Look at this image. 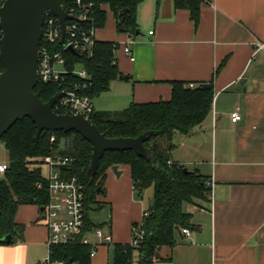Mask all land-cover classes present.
<instances>
[{"label":"crops","instance_id":"obj_1","mask_svg":"<svg viewBox=\"0 0 264 264\" xmlns=\"http://www.w3.org/2000/svg\"><path fill=\"white\" fill-rule=\"evenodd\" d=\"M104 7L107 18L97 40L116 43L120 75L131 77L113 80L92 104L106 97L102 110L115 111L119 104L165 101L173 81L209 83L214 93L207 117L188 134L176 133L169 153L171 162L211 182L207 202L192 204L186 212L196 228L189 235L181 230L177 243L161 247L153 264H264V0H201L197 23L173 0H142L133 62L120 44L131 33L113 31L114 15ZM236 106L242 118L234 123L229 113ZM117 169L119 176L129 172L125 165ZM131 190L132 183L122 189L128 207L121 217L115 214L126 227L109 224L114 244L130 241L131 225L145 211L142 201H130ZM43 211L35 204L18 206L14 220L23 233L14 243L0 244V264H37L46 257ZM89 239L96 241L92 234ZM108 246L113 249L98 247L91 264H108Z\"/></svg>","mask_w":264,"mask_h":264},{"label":"trees","instance_id":"obj_2","mask_svg":"<svg viewBox=\"0 0 264 264\" xmlns=\"http://www.w3.org/2000/svg\"><path fill=\"white\" fill-rule=\"evenodd\" d=\"M142 0H83L92 2L94 24L99 29L106 22L107 6L115 18V29L120 34L138 32L136 24L137 6ZM174 7L190 11L192 20L197 23L201 0H173ZM62 4V0H59ZM127 10L123 22L122 12ZM116 43L97 40L90 57L69 55L71 70L80 63L89 74V86L81 92L94 99L109 89L110 83L120 75L115 63ZM3 66L0 64V73ZM171 97L147 103H131L122 110H94L89 121L107 138L136 137L146 131L154 133L143 142L150 149L153 160H146L132 150L105 151L100 165L90 181H86V171L92 154V144L76 131H55L53 141L48 131L43 129L35 140L36 125L30 118L17 120L1 136L7 151V168L0 176V244H11L21 238L24 226L14 220L19 205L35 204L45 207L49 201L47 183L44 182L40 168H29L30 158L55 154L73 156L74 162L67 169L66 176L76 175L84 184L85 202H94L95 189L106 178V171L113 165L128 166L133 189L140 191L154 186L153 203L143 220V240L139 246L128 243H115L112 249L111 264H153L161 247L172 248L177 234L184 228L195 229L190 213L183 210L185 203L201 204L207 202L209 186L206 179L196 170L183 171L184 166L168 163L176 133L188 134L200 125L211 110L213 89L202 88L201 84L190 88L189 83L173 81ZM65 84L38 82L33 89L39 98L46 102L60 92ZM57 113H63L54 109ZM161 141L164 142L162 145ZM63 144L62 148L60 145ZM42 182L41 188L36 187ZM136 222H133L135 224ZM86 229L94 227L85 215ZM10 236L8 241L3 238ZM90 247L83 244L57 246L53 248L52 260H70L71 264H91Z\"/></svg>","mask_w":264,"mask_h":264},{"label":"built area","instance_id":"obj_3","mask_svg":"<svg viewBox=\"0 0 264 264\" xmlns=\"http://www.w3.org/2000/svg\"><path fill=\"white\" fill-rule=\"evenodd\" d=\"M4 0H0L2 6ZM60 7L71 16L65 19L64 39L61 42L62 30L58 18L50 11L44 12L42 37L38 47L37 62V83H59L65 84L60 92L62 95L53 106V110H60L69 114H81L89 120L90 114L94 111L92 99L81 91L89 86V74L80 64L75 63L71 70L69 55H83L90 57L97 41L98 28L94 24V13L92 2L83 0H62ZM152 34V31L148 32ZM2 29L0 28V39ZM134 34H129L128 38L121 42L124 56L131 62L135 60ZM258 47L263 46L258 43ZM71 49L73 52L69 51ZM190 88L195 85L189 83ZM230 120L234 123L241 120L240 107L236 106L229 113ZM53 141V136L50 137ZM74 157L70 155L51 154L41 158V170L43 180L47 183L49 201L44 207L43 219L47 230L46 246L47 255L37 264H65L63 260H52L53 248L57 246H67L83 244L90 247L89 257L96 255L100 245L114 244L110 233H104L99 228L85 227V187L76 175L66 176L67 169L74 162ZM168 163H171L169 160ZM8 162H0V176L7 168ZM211 182H207L210 186ZM42 182H37L36 187L41 188ZM147 215L143 212L142 218ZM182 232L189 235V229H182ZM92 234L96 241H91L89 235ZM130 241L132 247L139 246L143 240V220L131 225Z\"/></svg>","mask_w":264,"mask_h":264},{"label":"water","instance_id":"obj_4","mask_svg":"<svg viewBox=\"0 0 264 264\" xmlns=\"http://www.w3.org/2000/svg\"><path fill=\"white\" fill-rule=\"evenodd\" d=\"M52 12L59 21L62 30L61 42L64 39L65 19L71 16L64 11L59 0H4L0 6V138L17 120L30 118L36 125L35 140L43 129L49 137L55 131H76L92 144V154L86 171V181L96 175L100 159L105 151L132 150L146 160H153L149 148L144 146L154 131H146L136 137L107 138L98 128L81 114H60L53 110L56 101L62 95L58 92L43 102L33 89L37 85L38 47L42 37L44 12ZM127 10L122 12L124 21ZM138 34V32L136 33ZM69 51L73 52L71 49ZM131 76L119 75L127 80ZM202 88L209 89L211 84L203 83ZM1 142V139H0ZM118 165L112 170L119 175ZM187 172L186 167L183 168ZM99 187L97 191H99ZM41 212L44 207H40ZM10 236L3 238L8 241ZM158 252L156 253V257ZM68 260L65 264H70Z\"/></svg>","mask_w":264,"mask_h":264},{"label":"rangeland","instance_id":"obj_5","mask_svg":"<svg viewBox=\"0 0 264 264\" xmlns=\"http://www.w3.org/2000/svg\"><path fill=\"white\" fill-rule=\"evenodd\" d=\"M111 18V17H110ZM110 20V19H109ZM112 20V19H111ZM113 22V21H112ZM106 26V25H105ZM112 29L115 31L114 24L112 23ZM118 33L117 31H115ZM118 53V50H115V54ZM106 97L104 99L101 98V101L98 102H93L95 104H92L95 110H102V107L106 106L104 101H106ZM114 105V104H113ZM116 105V104H115ZM120 108H112L116 110H122L125 109L127 106L120 105ZM115 110V111H116ZM163 142V141H161ZM164 144V142H163ZM63 144L60 145V148H62ZM56 152L55 154H57ZM31 163H28L29 168H40L42 166L41 163V157H32L30 158ZM0 162H7V151L4 148V145L2 142H0ZM42 171H45V167H42ZM109 174H112V179H105L104 182L99 186V191H97V188L95 189V198L94 202L88 203L87 207L84 209L85 215L88 219V221L94 226L99 228L102 232L104 233H110L109 224L110 222L113 224L112 226L114 227L115 224L117 223V226L120 228H124V222L122 219L116 217V213H118V216L121 217V215L127 210L128 203L126 198L122 199L121 198V191L122 189L128 184L132 183V190L130 193V201H142L143 206L145 207V211L149 210L153 203V194H154V186L150 185L140 191L134 190L133 189V182L131 180L130 174L128 170L124 171L122 175H116V173L112 170V167L110 170H108ZM129 196V193H128ZM107 197V198H106ZM109 199L113 201V203L109 202ZM115 202V203H114ZM193 205L189 203H185L183 205L184 211H189L193 210ZM111 209L114 210L115 213H113L114 217L111 216ZM144 212V211H143ZM143 215V213L141 214ZM116 221V223H115ZM108 245H113V244H108ZM103 246V245H102ZM107 246V244L105 245ZM109 247V253H108V264L112 263V258H111V246ZM93 258V257H92ZM94 260V259H93ZM76 264V263H72Z\"/></svg>","mask_w":264,"mask_h":264}]
</instances>
